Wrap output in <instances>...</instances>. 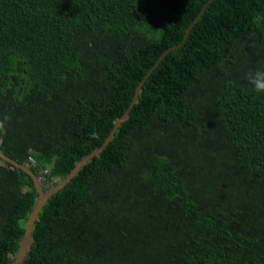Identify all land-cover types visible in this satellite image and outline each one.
<instances>
[{
  "label": "trees",
  "instance_id": "trees-1",
  "mask_svg": "<svg viewBox=\"0 0 264 264\" xmlns=\"http://www.w3.org/2000/svg\"><path fill=\"white\" fill-rule=\"evenodd\" d=\"M256 69L264 0H0V150L48 170L45 190L144 80L39 210L23 264H264ZM37 199L0 157V264Z\"/></svg>",
  "mask_w": 264,
  "mask_h": 264
},
{
  "label": "water",
  "instance_id": "water-1",
  "mask_svg": "<svg viewBox=\"0 0 264 264\" xmlns=\"http://www.w3.org/2000/svg\"><path fill=\"white\" fill-rule=\"evenodd\" d=\"M200 16V15H199ZM198 16V17H199ZM173 48V47H172ZM170 49V48H169ZM169 49L167 51H169ZM164 52L163 55L160 56V58L158 59V61L155 63V65L152 67V69L149 71V73L158 65V63L160 62V60L163 58V56L166 54V52ZM149 73L147 74V76L149 75ZM144 80H142L139 85L137 86L135 95L133 97V101L130 105V107L125 111V113L123 114V116H121L115 123L113 129L111 130L110 134L108 135V137L106 138V140L104 141V143L102 144L101 147L95 149L94 151H92L91 153H89L88 155H86L85 157H83L82 159H80L76 165L74 166V168L70 171V173L63 178L62 180H60L57 184H55L53 187H51L48 190H44L43 187L41 186V183L39 182L36 174L27 166H25L24 164H20L17 161L11 159L10 157H8L7 155H5L1 150H0V157L5 160L8 161L10 163H12L13 165L19 167L20 169H22L23 171H25L26 173H28L33 181H34V185L38 191V199L33 207V209H31L29 217L26 221V225H25V231H24V235L21 239V243L19 246L18 251L15 254V261L14 264H23V259L25 258L26 255V251L28 246L30 245V239H31V232H32V228L35 222V219L37 217V214L39 212V210L43 207V205L45 204V202L47 201V199L54 193H56L59 189L63 188L67 183L70 182L71 178L74 176L75 173H77V171L85 164L87 163L93 156L97 155L98 153H100L104 147L110 142V140L112 139L113 135L115 134L117 128L121 125V123L126 120V116H128L129 111L131 109V107L133 106V104L135 103V101L137 100V97L139 95L141 86L143 85Z\"/></svg>",
  "mask_w": 264,
  "mask_h": 264
},
{
  "label": "clouds",
  "instance_id": "clouds-1",
  "mask_svg": "<svg viewBox=\"0 0 264 264\" xmlns=\"http://www.w3.org/2000/svg\"><path fill=\"white\" fill-rule=\"evenodd\" d=\"M246 79H247L248 83L252 86L253 90L256 93H264V69H256V70H250V71H248L246 73ZM10 119H11V117L8 116V115L0 116V134L7 135V132H8V123H9ZM28 161L29 162H33V159L32 158H29ZM24 165L29 168L28 165H26V164H24ZM47 171L48 170L42 169V170H40L39 174H36V176H37L39 182L41 183V186L42 187H43V185H42L43 175H45V173ZM54 185H52L51 187H53ZM51 187H49V189Z\"/></svg>",
  "mask_w": 264,
  "mask_h": 264
}]
</instances>
